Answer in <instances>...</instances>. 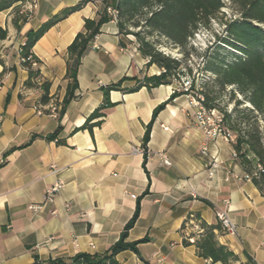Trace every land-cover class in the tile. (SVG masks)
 I'll use <instances>...</instances> for the list:
<instances>
[{
  "label": "crops",
  "instance_id": "crops-1",
  "mask_svg": "<svg viewBox=\"0 0 264 264\" xmlns=\"http://www.w3.org/2000/svg\"><path fill=\"white\" fill-rule=\"evenodd\" d=\"M82 1L36 0L19 31L11 23L12 8L0 11V26L7 29L0 41V264H30L34 258L48 264L78 253L104 254L138 199V217L126 241H146L136 246L137 253L116 254L120 264H221L199 257L192 243L184 246L179 232L192 213L207 224L218 223L216 210L226 211L237 228L236 235H216L237 256L231 264H264V197L243 179L228 142L210 140L209 155L201 154L205 134L185 95L174 97L155 116L143 167L145 127L153 109L176 90L174 81L129 93L111 90L113 106L104 110L100 125L79 129L102 104L103 87L126 77L121 86L131 88L136 80L160 72L155 65L144 66L130 38L118 34L115 20L101 26L83 55L76 97L60 121L50 113L49 106L65 94L66 48L84 19L96 16V0L48 28L31 49L38 60V83L50 84V102H39V88L23 86L27 71L20 50L26 33ZM58 126L56 137L46 139ZM211 156L218 160L216 167ZM57 179L63 188L52 203L44 202L45 189Z\"/></svg>",
  "mask_w": 264,
  "mask_h": 264
},
{
  "label": "trees",
  "instance_id": "trees-1",
  "mask_svg": "<svg viewBox=\"0 0 264 264\" xmlns=\"http://www.w3.org/2000/svg\"><path fill=\"white\" fill-rule=\"evenodd\" d=\"M26 0H0V11L12 8V26L19 31L21 26L27 22L31 12L23 10ZM87 0L62 9L43 23L38 29L30 30L26 33L25 42L21 46L20 58L21 66L27 71V78L23 83L25 88H39L41 95L39 102L46 105L50 102V84L48 82L38 83L40 73L32 63H38L31 49L34 43L44 34V32L58 21L66 18L71 13L81 9ZM99 3L96 16L92 19H84L82 29L77 32L66 48L65 62L66 80L65 94L61 101L56 104L59 107L57 119L60 121L64 114L65 107L69 101L76 97L78 89L77 73L83 55L86 53L94 37L100 33V28L104 23L115 20L118 27V34L128 39L134 37L136 48L143 58H147L146 66H157L160 72L151 76H144L131 88L122 87V77L119 81L111 83L102 88V104L94 109L86 118L79 129L92 130L93 126L101 123L104 110L113 106L109 101L108 94L111 90L122 91L124 93L134 92L141 88L156 87L161 84H169L172 78L184 74L181 62L177 59L166 56L156 47L160 37L164 38L172 46L184 49L188 39L201 27L208 28L211 20H219L224 26L226 36L221 40L225 45L230 46L238 55H231L229 58L219 57V47L215 45L213 51L206 56L204 70L210 72L213 78L209 79L213 86L199 90L200 103L206 110H218L222 115L223 125L228 127L235 136L231 143L235 153L234 159L242 169V172L251 176V182L264 197V141L258 124L257 116L264 112V0H229L239 14L238 18L220 21L219 11L223 7L222 0H96ZM108 9L117 11L115 16L108 13ZM130 28H138L137 31ZM7 29L0 26V41L6 39ZM156 37V38H153ZM159 37V38H158ZM129 40V39H128ZM131 41V40H129ZM120 47L124 46L123 41H119ZM30 57L28 58V56ZM190 68L186 72H190ZM205 82L203 86H207ZM228 87L230 98L235 97V92L242 96L243 100L249 104L242 110L238 106L244 102L235 100L234 109L231 112L225 111L217 104L220 95ZM195 85L190 82L186 90L193 91ZM235 91V92H234ZM174 90L167 100L157 105L153 111L151 120L145 127L142 138L143 167L146 161V144L149 140L150 128L155 116L166 104L176 96L185 94ZM47 112V110H45ZM240 115L241 120H238ZM97 119L95 122L93 120ZM60 130L58 126L53 133L46 136V139L53 140ZM58 144H63V140H56ZM147 189L143 192L144 195ZM139 211V199L136 202L132 217L125 224L117 241L107 252L101 255H90L78 253L73 257L64 259L49 260L48 264H120L115 256L121 251L130 250L137 253V245L146 239L134 242L126 241L128 230L133 226ZM193 224L199 231L192 230ZM219 224H207L199 214H189L182 222L179 232L182 236V244L188 246L191 243L188 237H193V245L199 257L208 259L213 263L231 264L237 260V256L226 246L220 244L216 238L219 233ZM185 232L188 236H185ZM30 264H40L37 258Z\"/></svg>",
  "mask_w": 264,
  "mask_h": 264
},
{
  "label": "rangeland",
  "instance_id": "rangeland-1",
  "mask_svg": "<svg viewBox=\"0 0 264 264\" xmlns=\"http://www.w3.org/2000/svg\"><path fill=\"white\" fill-rule=\"evenodd\" d=\"M222 1L224 5L219 11L220 21L224 22V20L238 18L239 14L235 11V7L231 4V2L229 0ZM223 27L224 26L219 22V20H211L210 26L208 28L201 27L193 34L191 38L188 39V42L184 49L172 46L162 37H160V41L156 44L157 49L163 54L169 56L170 58L177 59L181 62V66L183 68L182 70L185 71V73L180 74L178 77L172 78V81H174V83L176 84V91L186 92L182 95H185L188 98L189 102L191 101V99L199 100L197 99L200 96L199 90L206 87L211 88L213 86L211 82H208L209 79L213 78V75L210 72L205 71L203 68L206 56L210 54V51H213L215 45L219 47V57L229 58L231 55H238L237 53H235V50H233L230 46L225 45L221 40L222 38H224V36H226ZM130 29L134 31L138 30V28ZM129 38L131 41H128V43H131L136 47V41L134 37L129 36ZM144 59V66H146L147 58ZM188 67L191 70L189 73L186 72V69ZM191 81H193L195 89L193 91H186L189 88V84ZM205 82H208L207 86H203ZM231 88L233 89V87H228L227 89H225V91L220 95V98L216 101L217 104L227 112H231L234 109L235 100H241L244 102L243 104H240L238 106V110L240 111L244 106H249V104L243 100L242 96L235 91V97L230 98L229 90H231ZM193 108L195 107L193 106ZM216 114L220 116L221 112L216 110ZM241 118L242 116L240 115L238 120H241ZM257 118L264 141V112L262 114H259ZM197 127L203 132L202 126L197 124ZM219 128L227 130L230 133L232 141H229L228 144L232 148L231 143L235 139L234 134L230 129H228V127L223 125L222 121L218 123L216 117L211 116L210 125L207 126V129L212 131L213 129L218 130Z\"/></svg>",
  "mask_w": 264,
  "mask_h": 264
},
{
  "label": "built area",
  "instance_id": "built-area-1",
  "mask_svg": "<svg viewBox=\"0 0 264 264\" xmlns=\"http://www.w3.org/2000/svg\"><path fill=\"white\" fill-rule=\"evenodd\" d=\"M36 6V0H26L25 4L23 5V10H26L28 12H31ZM108 13L112 16H115L117 14V11L114 9H108ZM30 55L28 56V58ZM32 66H36V63L33 62ZM186 90V89H185ZM190 104L196 108L195 111V118L198 125L203 127V133L205 134L204 142L201 144L200 152L202 155H209V149L207 142L210 140H215L217 138L221 139L224 142L232 141L231 135L227 130L219 128L213 129L212 131L207 129V126L210 125L211 116H215L218 123L222 121V115H217L216 110H206L199 100L191 99ZM50 113L52 115H56L58 112V106L55 104H52L49 106ZM38 113H42L41 110H37ZM217 130V131H216ZM162 162L164 164H169V160L166 158V156L161 153L159 154ZM232 156H235V153L232 152ZM3 162V158L0 156V163ZM218 163V160L215 156H211V167H216ZM243 179L246 181L251 180V176L244 174ZM64 182L61 179L55 180L49 187L45 189V192L43 194V201L47 203H52L54 201V198L56 194L63 188ZM67 207V204L65 205ZM215 217L217 219V222L220 227L221 233L229 234V235H236L237 234V228L235 223L231 220V218L228 216L227 212L224 210H216L215 211ZM192 230L199 231L198 227L193 224ZM185 236H188V233L185 232ZM188 241L190 243H193L194 238L188 237Z\"/></svg>",
  "mask_w": 264,
  "mask_h": 264
},
{
  "label": "bare ground",
  "instance_id": "bare-ground-1",
  "mask_svg": "<svg viewBox=\"0 0 264 264\" xmlns=\"http://www.w3.org/2000/svg\"><path fill=\"white\" fill-rule=\"evenodd\" d=\"M155 72V71H154ZM155 74V73H154Z\"/></svg>",
  "mask_w": 264,
  "mask_h": 264
}]
</instances>
